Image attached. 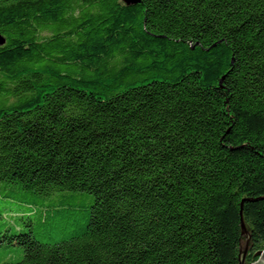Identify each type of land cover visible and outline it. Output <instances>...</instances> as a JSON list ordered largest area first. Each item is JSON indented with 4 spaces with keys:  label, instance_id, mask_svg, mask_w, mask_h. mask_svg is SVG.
I'll return each mask as SVG.
<instances>
[{
    "label": "trees",
    "instance_id": "obj_1",
    "mask_svg": "<svg viewBox=\"0 0 264 264\" xmlns=\"http://www.w3.org/2000/svg\"><path fill=\"white\" fill-rule=\"evenodd\" d=\"M0 264H245L264 249V0H0Z\"/></svg>",
    "mask_w": 264,
    "mask_h": 264
},
{
    "label": "water",
    "instance_id": "obj_2",
    "mask_svg": "<svg viewBox=\"0 0 264 264\" xmlns=\"http://www.w3.org/2000/svg\"><path fill=\"white\" fill-rule=\"evenodd\" d=\"M126 5L135 4L139 0H122ZM5 38L0 34V45L4 44ZM241 236L243 237V241L240 242L239 247V256H238V264H245V258L247 255V252L250 248L249 246V239L250 234L244 225L243 220L241 219ZM257 260L253 262L252 264H264V249L259 251L257 254Z\"/></svg>",
    "mask_w": 264,
    "mask_h": 264
}]
</instances>
